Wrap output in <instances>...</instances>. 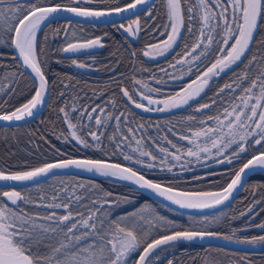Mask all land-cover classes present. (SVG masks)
Returning <instances> with one entry per match:
<instances>
[{
    "label": "snow or ice",
    "instance_id": "snow-or-ice-1",
    "mask_svg": "<svg viewBox=\"0 0 264 264\" xmlns=\"http://www.w3.org/2000/svg\"><path fill=\"white\" fill-rule=\"evenodd\" d=\"M161 4L166 23L153 31L166 38L147 44L141 54L151 59L171 54L168 68L179 66L181 73L171 78L183 80L187 75L191 82L167 98L154 99L151 94L163 95L162 90L136 78L135 72L150 70L136 66L135 50L129 53L133 74L127 76L132 90L121 86L119 79L114 82L122 97L136 109H183L187 114L175 123L169 120L170 126L161 127L158 123L146 124L143 117L137 119L128 103L121 110L115 94L104 105L95 103L102 92L89 96L83 90L74 91L64 99L73 79L64 75L60 81L62 90L56 94L62 98L56 111L64 128L56 129L53 124V134L77 152L91 151L108 159L73 156L55 148L42 135L56 159L44 157L34 165H0V182H5L0 186V264H163L162 253L181 243L206 238L264 246V235H238L248 230L247 222L240 229H231L229 234L211 230L227 218L224 211L199 219L190 217L187 227L147 204L113 218V209L131 200L76 178L81 173H95L129 181L180 209L216 210L230 200L247 175L246 170L264 171V37L256 38L258 32L264 31V0H161ZM154 8L151 0H127L124 4L120 0H0V46L14 48L18 53L13 57V65L0 64V69H4L0 73V121H25L40 108L51 106L48 97L56 82H50L46 75L49 61L43 56V45L48 41L47 33H43L38 49L42 26L59 24L58 15L62 12L91 21L133 12L136 18L126 24L111 23L126 38H137L141 31L152 27L147 21L156 22ZM145 12L147 18L142 27L140 17ZM73 24L74 21L65 19L62 34L66 39L56 49L58 52L83 51L91 55L92 50L105 47L104 37H78ZM60 34V27L52 30L53 39ZM253 47L257 51L253 52ZM70 66L91 67L77 59H71ZM25 68L30 70L28 91L32 94L17 107L9 101L27 95L17 90L25 77L21 69ZM168 68L162 67L160 71L170 75ZM110 70L115 72L116 68ZM229 73L228 80L216 85V78ZM152 78L157 79L154 73ZM157 82L167 83L163 79ZM206 90L211 91V96ZM137 95L147 104L140 102ZM5 105L11 110H5ZM150 128L156 129L155 136L149 134ZM170 135L186 141L187 146L178 145ZM112 157L168 173L177 168L191 170L194 162L208 160L229 165L234 161L242 163L232 170L233 178L221 190L186 191L178 188L180 178L175 174L168 183L157 182L135 167L113 162ZM258 203H264V199L241 211L239 217L248 216ZM255 227L264 231V222ZM167 264L174 261L169 259ZM204 264L223 262L213 259ZM231 264L251 261L244 254L235 257Z\"/></svg>",
    "mask_w": 264,
    "mask_h": 264
},
{
    "label": "trees",
    "instance_id": "trees-1",
    "mask_svg": "<svg viewBox=\"0 0 264 264\" xmlns=\"http://www.w3.org/2000/svg\"><path fill=\"white\" fill-rule=\"evenodd\" d=\"M20 2L23 3V0H20ZM125 2H127V0H120L121 4H124ZM154 3L155 8L153 9V16L156 17V22L153 23L150 20L147 21V23L151 24L152 27L147 32L141 31L137 38H126V34L122 31L117 32L112 24H77L74 21L73 30L77 32L78 37H104L102 42L105 44V47L92 50L91 55L83 51L73 54L61 53L56 50L66 39V37L62 34L65 20H59V24L52 23L50 27L42 28L43 32L38 34V49L40 43L43 42V33H47L49 38L47 43L43 45V56L49 61L46 75H48L50 82H56V87L51 90L48 101L51 106H46L45 110L38 118L26 124L18 126H0V165L15 166L25 162L34 165L44 157H47L49 160L56 159L57 157L55 156L52 147L41 139L42 135L46 136L51 142V145H54L55 148H59L61 151L70 152L73 156H90L108 159V157H100L99 153L91 151L77 152L73 149L71 144H65L61 140H57L53 134V124L55 125L56 129L64 128V123L59 119V113L56 111V109L61 105L62 100V98L58 97L56 94L62 90V84L60 81L64 75L73 78L71 81L72 87L67 90V95L64 99L69 98L74 91L83 90V92H86L89 96H92L93 92H96L97 95H100L102 92L103 95H101L99 99L95 100V103L104 105L105 101H108L109 98L115 94L121 110H123V104L128 102L126 98L122 97L120 88L117 86V83H115L114 80H121V86L128 87L130 90H132V82L127 79L128 75L133 74V65L129 63V53L132 50H135L137 53L135 58L137 61L136 66L140 67L142 65L144 68L150 70L143 73L135 72L134 75L136 78L144 80L152 88H160L162 90L163 95L151 94L154 99L167 98L169 95L175 94L176 92L182 90V87L190 82L191 78L187 75L184 76L183 80L171 78L181 74L179 72V66H177V69L168 68V61L171 59V54H169L167 58L160 57L154 60L144 57L141 54V50L144 49L147 44L156 43L166 38V36H160L158 33L153 31L157 25L166 23V17L164 16V9L162 7L161 0H156ZM100 7H104V5H100ZM135 18L136 16L131 19ZM140 18L141 25L143 27L146 22L147 13L145 12ZM128 20L122 21L121 23L126 24ZM57 27L61 28V34L53 39L52 30ZM105 33H108V35L105 36ZM154 36L155 39L153 38ZM261 37H264V31L258 32L256 38L259 39ZM252 51H257V48L253 47ZM14 56L16 55L13 48L0 46V64L5 66L13 65ZM71 59H77L91 65V67L80 69L70 66ZM57 61L62 62L57 63ZM162 67L168 68V73L170 75H166L164 72H161L160 68ZM111 68H116V71H111ZM21 70L25 73V77L20 80L19 88L17 90H23L27 93V95H22L19 98L13 97V99L9 101V104H14L17 107L20 106L21 103L26 102L27 98H29L32 94L28 91L31 86L29 73L24 69ZM3 71L4 69H0V73ZM153 73L157 79L152 78ZM57 74H59V78L57 77ZM230 75L231 73H229L227 76L222 74L220 77L216 78V85H222L226 80H228ZM158 79H163L167 81V83L160 84L157 82ZM206 91L208 92V95L211 96V91ZM3 98L6 99L7 97L4 96ZM136 98L140 100L138 95ZM53 101L54 103H52ZM140 102L147 104V101L140 100ZM128 107L134 113H136L137 119L143 117V120L146 124L158 123L161 127L170 126L168 125L169 120L175 123L177 118H179L181 115L187 114L185 110H180L178 112L173 110L172 112L146 113L133 109L129 103ZM5 110L10 111L11 109L8 108V105H5ZM155 133V128L149 129V134L155 136ZM5 137L7 138L5 139ZM169 138L173 139L178 145L186 146V141H179L178 138L171 135ZM29 141H31V143ZM36 145H39V147H35ZM149 146L153 147L151 142H149ZM153 151H156L154 147ZM30 153L32 155H29ZM111 160L135 167L148 178L158 182L168 183L175 174L180 178L178 188L186 191H208L221 189L225 187L227 183H229L233 178L232 170L238 169L242 163V161H234L232 165L227 163H215L207 168L205 167V162L200 164L193 163L190 166L191 170L182 171L177 168L173 170V173H168L167 171H161L159 169H144L140 165H133L128 161H123L122 157H112ZM211 161L213 162L214 160ZM209 164H211L210 161ZM197 177H199V179H197ZM76 178L86 183L92 182L98 184L105 191L126 196L131 200V203L121 204L118 208L113 209V218L137 210L145 204L151 205L161 215L175 220L186 227L190 224V217L199 219L205 216L190 215L171 209L170 207L146 196L141 191L125 183L83 175H78ZM259 185H264V171H259L252 174L247 180L240 194L230 205L217 212L207 214H218L220 211H224L227 214V218L224 219L220 224L213 226L211 230L229 234L231 229H240L247 222L250 225L248 230L246 232L238 233V235H246L249 237L264 235V231L255 227L256 224L264 222V211L261 210L264 208V203L256 204L253 212L248 216L243 218L239 217V213L241 211H246V208L251 206L255 201H261L264 199V187H256ZM233 216L237 218L231 219ZM244 254H247L248 260L251 261V264H264V250L259 252H244L215 245L187 243H181L177 245V249H174L168 253V255L162 259V261L163 264H167V260L169 259L173 260L174 264H177V262L178 264H204L206 260L215 259L222 261L223 264H231L235 257L243 256ZM158 264H160V262Z\"/></svg>",
    "mask_w": 264,
    "mask_h": 264
},
{
    "label": "water",
    "instance_id": "water-1",
    "mask_svg": "<svg viewBox=\"0 0 264 264\" xmlns=\"http://www.w3.org/2000/svg\"><path fill=\"white\" fill-rule=\"evenodd\" d=\"M155 1L156 0H151V2H155ZM133 17H135V14L133 12H128V13H124V14H121V15H118V16L105 17V18H101L100 20H97V21H91V20H84L83 18L75 17V16H73L72 14H69V13H63L62 12V13H60L58 15V20L70 19V20L75 21V22L78 21L79 23L105 25V24H112L111 23L112 21H115L117 23H121L122 21H126L128 19L133 18ZM43 27L44 26H42V28ZM13 50H14L15 55L17 56L18 53L16 52V50L14 48H13ZM24 70L27 71L30 74V70L29 69L25 68ZM49 97H50V95H49ZM49 97H48V101H49ZM129 105L135 110L143 111L142 109H136L134 107V105H132L130 103H129ZM45 108H46V106L40 108L39 111L36 112L34 117L26 118L25 121H19V122H4V121H0V126H18V125L26 124V123H28L30 121H33L36 118H38L43 113ZM180 110H183V109H176L174 111L178 112ZM146 113H151V112H146ZM113 162H115V161H113ZM71 171L73 173L76 172V170H71ZM259 171H261V170H255V171H252V172H248L246 170L247 175L242 178L241 185L238 186L237 190L233 193V196L230 198L229 201L225 202L224 206H221L219 209H216V210L180 209L177 205H172L170 202L165 201L162 197H159V196L155 195L150 190L141 189V188H139L138 186L132 184L129 181H118V180H115L114 178H106V177L100 176V175L95 174V173H81L79 175L96 177V178H102V179H109V180H112V181H115V182L125 183V184H128L131 187L141 191L146 196H148V197H150V198H152V199H154V200H156V201H158V202L170 207L171 209H174V210L182 212V213L190 214V215L203 216V215H207V214H210V213L217 212V211L227 207L228 205H230L236 199V197L240 194V192L242 191V189L245 186V184H246L247 180L249 179V177L252 174H254L255 172H259ZM8 184H12V182H8ZM4 185H5V182H0V186H4ZM13 186H16L18 188L19 187H23V185H13ZM221 189L212 190V191H219ZM180 190H182V189H180ZM189 244L215 245V246H219V247H223V248H227V249H231V250L244 251V252H259V251L264 250V247H261L259 245H255L254 246V245H247V244H238V243H235L234 241L230 242V241H226V240L221 239V238H206L204 240H197V241H195L193 243H189Z\"/></svg>",
    "mask_w": 264,
    "mask_h": 264
},
{
    "label": "rangeland",
    "instance_id": "rangeland-1",
    "mask_svg": "<svg viewBox=\"0 0 264 264\" xmlns=\"http://www.w3.org/2000/svg\"><path fill=\"white\" fill-rule=\"evenodd\" d=\"M157 43V42H156ZM147 58H149V57H147ZM158 58H160V57H157V58H155V59H158ZM149 59H151V58H149ZM154 60V59H153ZM181 91V90H180ZM158 113H162V112H158ZM186 146H187V142H186ZM209 161L211 162V164H209ZM195 163V162H194ZM202 163H204V162H202ZM206 163V165H205V167L207 168V167H210L211 165H213V164H215L216 162L215 161H211V160H208V161H206L205 162ZM208 191H212V190H208ZM187 244H189V243H187ZM261 247H264V246H261ZM174 249H177V247L176 248H174ZM174 249H169V251L168 252H166V253H162L161 254V259H163L165 256H167L168 255V253H170L171 251H173ZM263 251V250H262ZM159 263V261L157 262V264Z\"/></svg>",
    "mask_w": 264,
    "mask_h": 264
},
{
    "label": "flooded vegetation",
    "instance_id": "flooded-vegetation-1",
    "mask_svg": "<svg viewBox=\"0 0 264 264\" xmlns=\"http://www.w3.org/2000/svg\"><path fill=\"white\" fill-rule=\"evenodd\" d=\"M190 82H191V80H190Z\"/></svg>",
    "mask_w": 264,
    "mask_h": 264
}]
</instances>
